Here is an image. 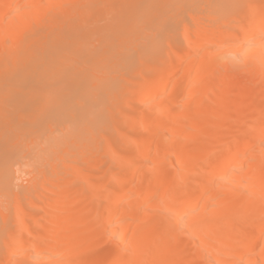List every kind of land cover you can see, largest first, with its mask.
<instances>
[{"label":"bare ground","instance_id":"1","mask_svg":"<svg viewBox=\"0 0 264 264\" xmlns=\"http://www.w3.org/2000/svg\"><path fill=\"white\" fill-rule=\"evenodd\" d=\"M231 3L0 0V198L7 193L12 199L13 193H8L16 188V171L32 174L26 192L39 190L38 184L47 178L45 164L57 161L62 151L72 154L60 169L52 170L44 185L43 189L53 188V193H43V212L31 215L32 231L21 222L24 209L17 204L19 236H7L6 264H264V126L250 137L247 129H239L247 109L255 104L230 82L234 72L221 70L238 65L258 86L263 82L264 2L249 7L257 19L250 28L242 25L238 34L224 30L217 36L214 31L196 29L194 37L188 35L187 41L184 37L188 44L183 55L171 48L173 54L152 78L141 76L143 84L137 93L132 88L137 105L125 103L147 111L138 109V113L129 107L138 115L126 114L122 121L126 131L119 133L120 145L129 148V153L124 158L112 145L106 149L114 160L124 158L105 182V186L118 182L119 187L101 194L106 209L99 216L86 215L80 205L72 204L74 196L87 198L103 187L89 182L76 164L78 152L87 157L86 152L91 153L96 145L94 135L86 142L74 141L82 125L77 106L83 100L90 102L82 122L96 127L100 116L113 112L108 100L120 89L111 72H119L122 65L131 68L135 53L147 58L152 54L148 48L137 51L135 40L142 39L140 35L145 33L147 43L151 37L158 45L161 22L170 15L175 24L179 19L185 23L178 18L179 10L203 6L207 12L216 8L221 14ZM94 14L108 18L98 19L100 15ZM95 17L106 19L104 30ZM235 18L242 21L244 15ZM91 20L95 28L113 31L112 38L119 45L113 42L116 46L107 48L105 37L100 38L102 31L96 30L97 37L89 35ZM90 38L99 40L98 45L103 39L104 47L92 48L90 42L95 40ZM231 48L233 54L228 53ZM194 51L196 55L184 65ZM214 78L225 83L212 84ZM256 92L262 94L263 106L249 119L262 121L264 84ZM56 126L61 133L53 129ZM47 129L50 134L44 136ZM221 129L233 133L234 148L226 153L218 147L223 140ZM69 169L70 182L85 178L82 192L67 190L62 177ZM128 174L136 182H128ZM9 204L0 205V214H8Z\"/></svg>","mask_w":264,"mask_h":264},{"label":"rangeland","instance_id":"2","mask_svg":"<svg viewBox=\"0 0 264 264\" xmlns=\"http://www.w3.org/2000/svg\"><path fill=\"white\" fill-rule=\"evenodd\" d=\"M263 2H264V0H232L231 4L225 5L226 10L224 9V11L221 14H218L216 8H213V10L211 12H207L203 8V6L185 8L184 10H181V12H180V10L178 12V14H180L178 16V18L179 17L183 18L184 19L183 21H185V23L184 22L182 23V21L179 19V23H176V24H178V25H176L175 24L176 21L174 20V18H170L171 15L168 18V20H166L165 22L160 21L161 24H163L161 27V30L163 29L162 30L163 33L161 35V40L157 41L158 45L151 41V37H149L150 41L147 43V41H145V39H146L145 33H143V35H140V36H142L143 40L141 38L139 40V38L134 37L135 39L137 38L135 41L137 44V51L138 52L140 51V49L142 51L145 48H148L149 51H152V54L148 55V58H147L144 56L140 57L139 53H135V60L133 62V66L131 68H127L126 65H122L123 69H120L119 72L114 71V70L111 72L112 75H116L118 87L120 88L119 92L116 93V95H113L108 100L111 108H112V105H114V107L112 109L113 112L112 113L110 111L105 112L104 115L99 117V119H100L98 121L99 124H97L96 127L95 126L92 127V126L84 125V123L82 122V121H84V119L86 117L85 114L87 113L90 102L88 100H85V101L83 100L82 103H80V105H78L76 108V112H77L76 114H78V116H79L78 120L81 118L79 125H81V124L82 125L79 126L78 131L75 133L74 141L77 143L86 142L89 138H91L94 135L93 137L96 136V138L94 139V141L96 142V145L94 146L92 151L96 150V147H97L96 151H94V152L91 151L92 154L89 153L90 152L89 150L86 152V153H88L89 157L88 156L85 157L86 154H82V153L80 154L78 152L75 156V160H77L76 164L78 167L82 168V170L85 173H87V175H88L87 179L89 180V182H91L93 184L94 183H96V184L99 183L100 185L103 184V187H100L98 194H94V195L89 194L88 196L86 195L87 198H84L85 196H83V198H82L81 195L80 196L76 195L77 197L74 196L75 198L74 197L72 198L73 199L72 204L75 203V204H77L76 206L80 205L82 211L85 209L86 212L85 211L84 212L87 213L86 215L96 214L97 216H99L98 214H102L106 209V203L103 200L104 192H106V191L114 192L119 187L118 182H115V183L110 184L108 186H105V182L107 181V178L109 177L110 172L115 171L116 167L120 164V162H124V158L129 153V151H128L129 148L126 149L120 145L121 141L119 139L122 136L120 137L121 134L119 135V133H120V131H122V132L126 131V128H123L124 125L122 126V121L125 120L124 118H126L125 117L126 114H128V115L132 114L135 116L138 115V114H135V112L133 110H132V112L129 110H130V108L132 109V107L134 108L138 103V101L136 100L137 96H134L135 93L133 94L132 90L135 89L134 92L137 93V89L139 88V86H141V84H143L141 81L142 79H140L141 76H144L146 78H152L155 75L154 74L155 69L157 67H159L160 65H162L164 62H166L169 59V56H171V54H173V52L170 51L171 48H174V49L177 48L176 49L177 53L179 51L178 54L183 55L185 53V51L187 50L188 42H186L187 41L186 37L188 35L194 37L195 36L194 34L196 33L195 32L196 29L200 32H202L204 30H209V31L211 30V31H214V34L217 36V34H219L220 32H222L224 30H227L231 34H238L240 31L239 27H241L242 25H245V29L250 28L252 26L251 24L253 22L255 23V21H257V19L253 17V14L251 12H248L249 11L248 9H250L252 6H254L256 4H260ZM198 8H199V10H198ZM102 13L106 14L108 16V12H104V10H103ZM233 13H234V15H232ZM103 14H97V15L94 14V16L98 17L100 15L98 17V19H101ZM110 14L112 16V13H110ZM168 14H170V13H167V15H166L167 17H168ZM242 14L244 15V19H242L243 23H240L242 21L239 19H236L235 16L240 17V16H243ZM197 16H199V18ZM104 17L108 18L106 16H103L102 20H104ZM167 17H166V19H167ZM90 18L93 19V17H90ZM98 19L96 18V20H98ZM102 20H98L102 24H100L98 21H96L97 23H99L100 28H102L104 26V24L106 23L105 22L106 19L104 22ZM173 20H174V23L172 22ZM90 22H92V23L94 22L93 23L94 25L91 23L92 24V25H90L91 27L90 28L88 27L91 31L90 34L88 32L89 35L92 36V35H94V33L97 34V31L98 32L100 31V33H101V31L104 30V28H102V30L100 28L99 29L95 28V27H97V25H95V21L91 20V21H89V23ZM154 24H152V25L156 28L158 23L156 22V24L155 25ZM92 26H93V28H92ZM153 26H152V28H154ZM94 28H95V30H94ZM89 29H88V31H89ZM184 29L186 30V32L188 31L187 29H189V31L186 33ZM92 30H94V31L97 30V31L92 32ZM107 31L108 30H105V32L102 31L103 36L101 35L100 38H102V37L106 38V39L104 38V40L107 41L106 45H107V48H109V47L114 45L113 42L117 43V40H114L115 37L112 38L113 36L111 33H113V31L112 32H110V31L107 32ZM104 33H106V34L110 33L111 36H110V34H107L106 35L107 37H106V36H104ZM183 33H185L187 35L185 36V34H183ZM98 35L99 34H97L96 37ZM109 36H110V38H109ZM89 37H86V39ZM184 37H185L186 41H185ZM107 38H109L108 40H110L112 38L113 39L112 43L108 42ZM89 40H87V41H89ZM91 40H95V39H91ZM104 40L102 39L103 42H104ZM98 41L97 40H95V42L89 41L91 43V47L93 46L92 48H94L97 46L98 48H103L104 46H102V44H100V43H102V41L100 40L99 45L96 43ZM118 42H119V40H118ZM92 43H94L95 46H94V44L92 45ZM140 43H142V44L140 45ZM170 44H171V46H169ZM200 44H202V43L200 42ZM116 45H114V46H116ZM142 45H144V46H142ZM203 49H204V45L201 46V49H200L198 55L202 54ZM233 50L234 49H232V48L228 49V53L233 54ZM169 51H170V53H169ZM189 54L187 55L188 56L187 61L185 60V62H183L184 65L189 61V59L193 58L196 55L195 51L192 53H189ZM107 67L109 68V66H107ZM111 67H112V65L110 66V68ZM198 67H199V63H197L195 65L194 71H196L198 69ZM239 68L240 67L237 65L234 67H228L227 69H221V70H224L225 72H234V76L230 80V82H232L235 85L236 91L238 93L239 92H240V94L242 92H243L242 94L245 93V95H243V96H246V98L248 100H250L252 103L255 104L254 107L247 109L245 117H244L246 119H245V121H244V119H243V121H241V125L239 127V129H243V130L247 129L248 130L247 136H249V135L251 136L256 130H258L264 126V120H262V121L261 120L260 121L250 120L251 117L253 118L254 114H257V111H256L257 108H259V107L261 108V106H263L262 94L256 92V90L258 88H260L261 86H263L264 80L262 83H259V86H258L257 85L258 83L257 84L255 83L256 81L253 79V77L249 76L248 74H244L243 72H240ZM159 77L158 78L161 79L163 76H159ZM246 81L247 82L251 81V82L248 86H241ZM217 83L224 84L225 80L222 79L219 81L216 78H214L212 81V84H217ZM155 84H156V86L158 85L157 82ZM137 85H138V87H137ZM171 86H172V83L169 85V87H171ZM132 88H134V89H132ZM126 90L127 91L130 90V92H132V93H130V92L127 93ZM168 90H169V88H168ZM168 90L166 91V93H168ZM164 95H161L162 96L161 98H164L165 97ZM180 99H181V97H180ZM183 100H185V99L183 98ZM129 101H131V103H133V105H135V106H131V103H129V106H127L126 103H128ZM256 103H258V104H256ZM135 108H137V110H138L140 108V106H137ZM145 108L146 107H144V108L141 107V109H139V110L143 109V111H147V109H145ZM137 110H136V112H137ZM139 110H138V113L140 112ZM115 111L116 112L118 111V113H116ZM81 116L84 119H82ZM70 121H68V122H70ZM119 126H121L122 128L121 127L118 128ZM56 127L53 129L55 131H57V133L58 132L61 133L60 127H57V128ZM245 127H247V128H245ZM220 131H221L220 133H222V139L223 140L219 141L220 143L218 142L219 143L218 147H220V149H223V151H225L224 153H226V151L229 150L228 148H231V146H232V148H234V146H233L234 145L233 133L229 132L225 129H221ZM49 132H50V129L45 130L44 136L49 135L50 134ZM111 145L114 148H112ZM107 147L115 149L118 152V154L124 158L117 159V161L114 160V158H111V156H109V154L106 152ZM70 153H71V151L70 152L69 151H62L60 153L61 157L59 156L57 161L52 160L49 163L45 164V168H46V172H47V178H45L42 183L40 182L41 184L40 183L38 184L39 190H33L31 192H26L24 189H27V187H28L27 185H29L27 183H29L30 178H32V174H30V173L27 174V171H26V173L25 172L21 173L22 170L21 171L18 170V171H20L19 173H18V171H16L17 173H15V174H16V177H18V178H15V180H17L18 182L14 181L16 183L15 184L16 188H14V191L19 194V197L13 196V195H15L14 191H13V192L8 193L10 196H11V193H13L12 199H11V197H9V199H8V196H6L7 193L5 195H3V197L0 198V201H2V202H0L1 206L6 207V206H8L9 203H12V204H9V209L7 210V211L10 210L9 211L10 213L8 212V214H7L6 213L7 211L5 212L7 216L6 215L3 216L2 214H0V217H1L0 218V264H6L5 260H6V256H7V248H6V245H7L6 240H8L7 236H9L10 234H11L10 236H13V234L15 235V237L19 236L18 224L15 222L16 211H14L18 207L17 204L20 205V207L22 206V209H24L23 216L21 218V222L26 225L27 231H32L33 227H34L33 226L34 220H33L31 215L43 212V207L45 205V199H46L45 196L43 195V193L48 194V195L53 193L52 192L53 188L43 189V187H44V185H46L48 183L49 179L52 177V172L56 169H60L64 163H67L69 161V159L72 156V154H70ZM83 155H84V157H83ZM91 156H93V157H91ZM29 158L30 157L28 156V159ZM62 158H65V159L63 160ZM89 158L92 160V162L88 165L89 167H87L86 163H88V161H91V160H89ZM84 159H86V160H84ZM97 168H99V169H97ZM29 171H31V170H29ZM70 171H71L70 169L68 171H66L62 177L63 178L62 180H64L63 182L67 183V185H68L67 190L71 193L74 191H77V193L79 191L82 192L81 189L86 187V184H87L85 182L86 181L85 178L80 177L77 180L70 182L69 181L71 178V172ZM199 177L201 179L202 176H199ZM126 178H127L128 182H132V183L136 182L131 174H128ZM0 191H1V188H0ZM22 194H23V196H22ZM101 194H103V195H101ZM5 196H6V198H4ZM19 202H20V204H19ZM10 205H11V207H10ZM82 214H83V212H82ZM10 236H9V238H10ZM13 238L14 237H12V239Z\"/></svg>","mask_w":264,"mask_h":264}]
</instances>
